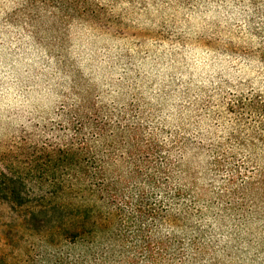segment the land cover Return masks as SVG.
Masks as SVG:
<instances>
[{"label":"rangeland","instance_id":"1","mask_svg":"<svg viewBox=\"0 0 264 264\" xmlns=\"http://www.w3.org/2000/svg\"><path fill=\"white\" fill-rule=\"evenodd\" d=\"M253 102L264 106V0H0V171L60 148L84 105L139 124L196 180L203 215L184 240L199 230L202 253L186 264H264ZM29 214L0 194V264H74L53 214Z\"/></svg>","mask_w":264,"mask_h":264},{"label":"trees","instance_id":"2","mask_svg":"<svg viewBox=\"0 0 264 264\" xmlns=\"http://www.w3.org/2000/svg\"><path fill=\"white\" fill-rule=\"evenodd\" d=\"M248 107L254 113L264 109L259 102ZM74 115L60 148L50 143L33 148L39 156L29 172L6 164L0 171L1 199L30 210L23 221L28 224L52 213V235L79 251L74 264L197 261L201 232L194 231L188 242L184 238L193 231L191 220L203 212L182 156L173 159L167 145L147 136L143 126L114 121L101 108L84 105ZM240 170L238 165V177ZM249 184L264 186V174ZM241 196L243 208L244 192Z\"/></svg>","mask_w":264,"mask_h":264}]
</instances>
